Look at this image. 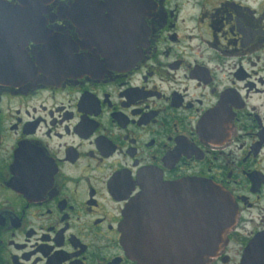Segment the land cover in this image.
Instances as JSON below:
<instances>
[{"label": "flooded vegetation", "instance_id": "1", "mask_svg": "<svg viewBox=\"0 0 264 264\" xmlns=\"http://www.w3.org/2000/svg\"><path fill=\"white\" fill-rule=\"evenodd\" d=\"M184 181L237 208L208 264H264V0H0V264H141Z\"/></svg>", "mask_w": 264, "mask_h": 264}, {"label": "water", "instance_id": "2", "mask_svg": "<svg viewBox=\"0 0 264 264\" xmlns=\"http://www.w3.org/2000/svg\"><path fill=\"white\" fill-rule=\"evenodd\" d=\"M168 190L176 194L178 200L187 202V215L177 220V229L160 237L143 231L141 219L149 225L154 203L144 204L138 197L125 211L123 245L141 264H208L226 246L236 223L237 208L233 198L206 182L184 181ZM249 256L247 253L246 257ZM246 260L248 264L249 258Z\"/></svg>", "mask_w": 264, "mask_h": 264}]
</instances>
